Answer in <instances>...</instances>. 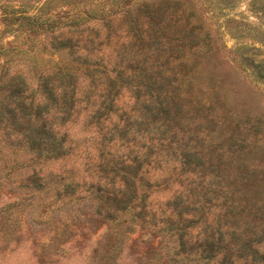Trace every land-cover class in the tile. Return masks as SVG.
<instances>
[{"label": "rangeland", "instance_id": "rangeland-1", "mask_svg": "<svg viewBox=\"0 0 264 264\" xmlns=\"http://www.w3.org/2000/svg\"><path fill=\"white\" fill-rule=\"evenodd\" d=\"M126 1L0 0V264H264V0ZM42 82L64 157L9 125Z\"/></svg>", "mask_w": 264, "mask_h": 264}, {"label": "trees", "instance_id": "trees-1", "mask_svg": "<svg viewBox=\"0 0 264 264\" xmlns=\"http://www.w3.org/2000/svg\"><path fill=\"white\" fill-rule=\"evenodd\" d=\"M132 0H127L125 6L123 7V11H128V8L131 6ZM81 4V3H80ZM89 16L84 17L81 13L75 12L72 14L71 21H65V19L59 17L60 23L62 26L70 25L75 27H80L85 24L90 19ZM28 22V26L30 29L34 28L33 32H41L42 30H49L54 26H59L60 23L55 24V21L44 20L39 21L38 18L30 17L23 18ZM89 64V63H88ZM94 69L91 71L92 75L100 76L107 71L101 64H94ZM60 71V72H59ZM60 78H69L70 73L63 72L61 69L58 70ZM114 80H112V85L114 84ZM48 83V82H47ZM43 83L44 85L42 90V99L37 101L35 96H30L24 98L23 101L20 102L18 108L15 106L8 112L9 117V125L11 127L22 130L20 133L22 135H26L30 141L29 151L39 157L44 156V154H53L60 155L64 157L66 153V144L67 138L66 136H61L55 129V125L53 121H50L53 115L60 116H73L74 110L78 104V99L76 97V93L74 91L68 90V85L60 86L57 88L50 87L49 84ZM148 89H152V87H148ZM153 98V97H150ZM110 107H114V100L111 98L107 102ZM155 106V104H154ZM154 106L151 102V106H148V110L153 111ZM163 103L160 105L161 110L164 109ZM18 113L21 114V117L18 116ZM7 114V113H5ZM101 115V114H100ZM94 119L100 123L99 120H102V116H94ZM19 128V129H17ZM57 153V154H56ZM59 177V176H58ZM70 188L69 184H65L64 190Z\"/></svg>", "mask_w": 264, "mask_h": 264}]
</instances>
